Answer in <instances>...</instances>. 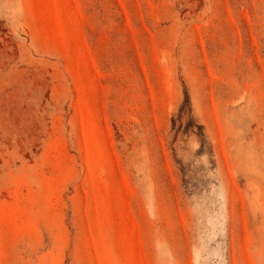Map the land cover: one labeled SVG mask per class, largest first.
<instances>
[{"label":"rangeland","instance_id":"obj_1","mask_svg":"<svg viewBox=\"0 0 264 264\" xmlns=\"http://www.w3.org/2000/svg\"><path fill=\"white\" fill-rule=\"evenodd\" d=\"M0 264H264V0H0Z\"/></svg>","mask_w":264,"mask_h":264}]
</instances>
